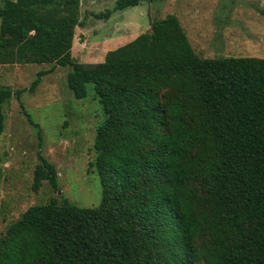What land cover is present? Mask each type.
I'll list each match as a JSON object with an SVG mask.
<instances>
[{"label":"trees","instance_id":"1","mask_svg":"<svg viewBox=\"0 0 264 264\" xmlns=\"http://www.w3.org/2000/svg\"><path fill=\"white\" fill-rule=\"evenodd\" d=\"M142 1L115 0L113 11ZM78 8L1 0L0 64L67 67L74 99L92 85L100 200L29 206L0 234V264H264V58H200L165 15L81 64L70 56ZM20 93L1 87L0 110ZM37 159L31 189L56 191L53 165Z\"/></svg>","mask_w":264,"mask_h":264},{"label":"rangeland","instance_id":"2","mask_svg":"<svg viewBox=\"0 0 264 264\" xmlns=\"http://www.w3.org/2000/svg\"><path fill=\"white\" fill-rule=\"evenodd\" d=\"M1 1V0H0ZM115 0H79V25L70 49L81 64L100 63L104 55L165 15L177 18L200 58H264V0H151L113 11ZM108 13L105 17L101 15ZM48 64H0V88L21 90L1 106L0 234L29 206L50 198L79 208L96 207L100 185L90 163L95 128L102 122L92 85L74 99L65 87L67 67ZM27 116V117H26ZM36 124V129L29 124ZM41 156L56 172V191L46 181L33 191L32 172Z\"/></svg>","mask_w":264,"mask_h":264}]
</instances>
